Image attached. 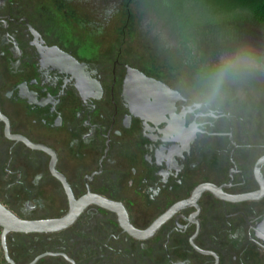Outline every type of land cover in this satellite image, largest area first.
I'll return each instance as SVG.
<instances>
[{
	"label": "flooded vegetation",
	"instance_id": "1",
	"mask_svg": "<svg viewBox=\"0 0 264 264\" xmlns=\"http://www.w3.org/2000/svg\"><path fill=\"white\" fill-rule=\"evenodd\" d=\"M73 2L0 0V206L23 221L61 219L69 192L120 206L138 232L164 220L137 238L91 204L59 232L0 227V264H264L260 86H224L214 119L189 113L205 83L186 80L203 72L179 54L176 21L91 40L75 35ZM138 28L153 53L136 45ZM236 54L250 59L247 81H264L261 28L204 62Z\"/></svg>",
	"mask_w": 264,
	"mask_h": 264
},
{
	"label": "rangeland",
	"instance_id": "2",
	"mask_svg": "<svg viewBox=\"0 0 264 264\" xmlns=\"http://www.w3.org/2000/svg\"><path fill=\"white\" fill-rule=\"evenodd\" d=\"M199 2L196 0H96L94 2L74 0L73 7L68 8L72 12L71 21L75 35L89 37L91 40L93 37L101 38L107 42L122 35L118 27L126 23L136 26L143 20H162L167 21L166 25L176 21V25L180 26L179 30L176 28L169 35L179 37L177 44L179 54L184 55L186 67L203 72L199 79L197 76L188 75L186 80L189 83L203 84L210 70L214 69L212 65L206 66L204 62L207 53L214 54L225 47L227 42L235 43L248 31L260 27L252 21L246 11L233 10L228 0H199ZM97 5H100V8H97ZM149 25L155 24L151 22ZM130 35L144 36L145 43L136 45L145 47L146 53H153V45L146 44L148 43L146 36H149V32L143 31L140 34L138 28ZM246 76L249 75L226 83L225 86L230 83L233 85L257 83L264 98V81L261 79L247 81ZM240 99L247 100L245 96H240Z\"/></svg>",
	"mask_w": 264,
	"mask_h": 264
},
{
	"label": "water",
	"instance_id": "3",
	"mask_svg": "<svg viewBox=\"0 0 264 264\" xmlns=\"http://www.w3.org/2000/svg\"><path fill=\"white\" fill-rule=\"evenodd\" d=\"M69 213L61 219L44 220V221H23L0 206V227L4 229V234L15 232L22 234H40V233H54L65 230L72 226L80 214L91 204H96L110 211L117 212L121 217L122 227L132 236L137 238H145L151 236L160 226L164 219L157 221L149 230L145 232H138L133 229L127 219L126 214L120 206L109 204L97 197L88 196L79 202H76L71 194Z\"/></svg>",
	"mask_w": 264,
	"mask_h": 264
},
{
	"label": "clouds",
	"instance_id": "4",
	"mask_svg": "<svg viewBox=\"0 0 264 264\" xmlns=\"http://www.w3.org/2000/svg\"><path fill=\"white\" fill-rule=\"evenodd\" d=\"M251 71L250 59L243 54L222 57L214 69L210 70L204 90L194 96L188 106L189 113H199L201 118L214 119L217 112L214 105L222 99L226 83L243 78Z\"/></svg>",
	"mask_w": 264,
	"mask_h": 264
},
{
	"label": "trees",
	"instance_id": "5",
	"mask_svg": "<svg viewBox=\"0 0 264 264\" xmlns=\"http://www.w3.org/2000/svg\"><path fill=\"white\" fill-rule=\"evenodd\" d=\"M233 10L246 11L252 21L264 31V0H228ZM196 2L200 3L199 0ZM203 3V2H202Z\"/></svg>",
	"mask_w": 264,
	"mask_h": 264
}]
</instances>
